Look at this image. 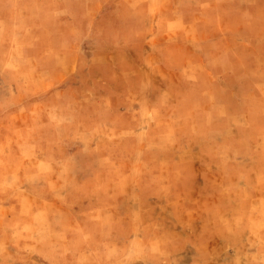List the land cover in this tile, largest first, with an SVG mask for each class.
Returning a JSON list of instances; mask_svg holds the SVG:
<instances>
[{
	"label": "rangeland",
	"instance_id": "rangeland-1",
	"mask_svg": "<svg viewBox=\"0 0 264 264\" xmlns=\"http://www.w3.org/2000/svg\"><path fill=\"white\" fill-rule=\"evenodd\" d=\"M0 264H264V0H0Z\"/></svg>",
	"mask_w": 264,
	"mask_h": 264
},
{
	"label": "crops",
	"instance_id": "crops-1",
	"mask_svg": "<svg viewBox=\"0 0 264 264\" xmlns=\"http://www.w3.org/2000/svg\"><path fill=\"white\" fill-rule=\"evenodd\" d=\"M0 207H2V206H0ZM10 214H11L12 217L14 216V213L13 212H11V213H0V225H2L3 219L5 217H8Z\"/></svg>",
	"mask_w": 264,
	"mask_h": 264
}]
</instances>
